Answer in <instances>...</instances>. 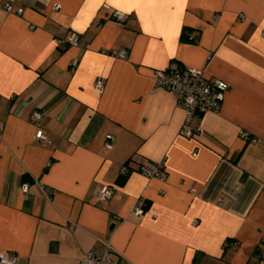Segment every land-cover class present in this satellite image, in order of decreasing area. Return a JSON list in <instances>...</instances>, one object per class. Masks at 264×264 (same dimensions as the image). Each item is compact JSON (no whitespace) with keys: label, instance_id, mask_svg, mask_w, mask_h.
I'll use <instances>...</instances> for the list:
<instances>
[{"label":"crops","instance_id":"1","mask_svg":"<svg viewBox=\"0 0 264 264\" xmlns=\"http://www.w3.org/2000/svg\"><path fill=\"white\" fill-rule=\"evenodd\" d=\"M70 32L78 46L56 42ZM263 32L264 0H0V254L81 264L107 240L119 264H264ZM173 61L229 85L220 113L190 121L201 138L155 86ZM158 163L165 181L141 174Z\"/></svg>","mask_w":264,"mask_h":264},{"label":"built area","instance_id":"2","mask_svg":"<svg viewBox=\"0 0 264 264\" xmlns=\"http://www.w3.org/2000/svg\"><path fill=\"white\" fill-rule=\"evenodd\" d=\"M60 6H56L58 10ZM5 10L9 13L14 12L11 3L5 4ZM24 9L17 8L16 13L21 15ZM111 19L117 24L126 26L127 21L134 22V19L123 12L113 11ZM217 21L218 17H214ZM264 36V32L262 34ZM82 36L75 32H70L66 36L56 39V42L64 46H78ZM115 57L126 59L127 53L121 50L114 54ZM155 86L166 90L169 94L177 98L180 107L185 111V120L181 128V135L187 138H201L204 130L200 127L193 128L190 121L196 115H203L208 112L220 113L225 96L229 90V85L220 78H206L201 69L185 68L178 62H171L166 68L159 69L154 75ZM106 79L98 77L95 81L94 88L98 95H102L105 90ZM43 118V112L37 111L33 114V120L39 123ZM36 139L44 145L50 144V140L46 137L43 129H38ZM116 139L113 135H108L104 147L112 149L115 146ZM196 155V154H194ZM128 168H122V175L128 174ZM141 174L147 178H158L162 181L166 180L164 173V164H150L140 168ZM43 189V186H40ZM24 194L30 191V184L24 182L21 186ZM115 194V187L104 185L97 191L99 202L111 199ZM49 198L50 196L46 194ZM132 214L137 218H141L144 214V202L138 200L135 204ZM101 247H93L86 252L81 260V264H119L118 259L120 253L115 250L112 244L107 240H99ZM0 264H19V258L9 252L0 254Z\"/></svg>","mask_w":264,"mask_h":264}]
</instances>
